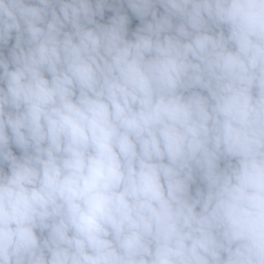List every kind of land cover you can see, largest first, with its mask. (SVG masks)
I'll use <instances>...</instances> for the list:
<instances>
[{"label":"clouds","instance_id":"1","mask_svg":"<svg viewBox=\"0 0 264 264\" xmlns=\"http://www.w3.org/2000/svg\"><path fill=\"white\" fill-rule=\"evenodd\" d=\"M0 264H264V0H0Z\"/></svg>","mask_w":264,"mask_h":264}]
</instances>
